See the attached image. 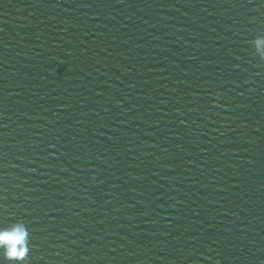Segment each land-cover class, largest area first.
Segmentation results:
<instances>
[{
    "label": "water",
    "instance_id": "95a60500",
    "mask_svg": "<svg viewBox=\"0 0 264 264\" xmlns=\"http://www.w3.org/2000/svg\"><path fill=\"white\" fill-rule=\"evenodd\" d=\"M264 0H0V264H264Z\"/></svg>",
    "mask_w": 264,
    "mask_h": 264
},
{
    "label": "clouds",
    "instance_id": "9594fccd",
    "mask_svg": "<svg viewBox=\"0 0 264 264\" xmlns=\"http://www.w3.org/2000/svg\"><path fill=\"white\" fill-rule=\"evenodd\" d=\"M256 49L259 52L260 45L264 44V39L257 38L254 41ZM264 57V53H261ZM27 231L25 227L20 224H14L10 229L0 230V246L5 249V259L7 260H23L28 252Z\"/></svg>",
    "mask_w": 264,
    "mask_h": 264
}]
</instances>
